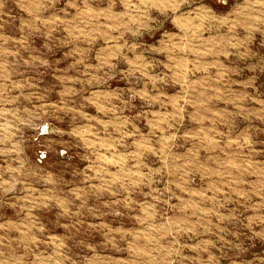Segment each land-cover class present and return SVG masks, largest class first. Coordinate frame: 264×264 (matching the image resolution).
<instances>
[{"label":"rangeland","instance_id":"374dc122","mask_svg":"<svg viewBox=\"0 0 264 264\" xmlns=\"http://www.w3.org/2000/svg\"><path fill=\"white\" fill-rule=\"evenodd\" d=\"M0 264H264V0H0Z\"/></svg>","mask_w":264,"mask_h":264}]
</instances>
